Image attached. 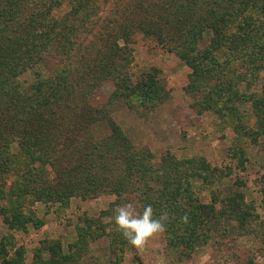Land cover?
Here are the masks:
<instances>
[{
    "label": "trees",
    "instance_id": "16d2710c",
    "mask_svg": "<svg viewBox=\"0 0 264 264\" xmlns=\"http://www.w3.org/2000/svg\"><path fill=\"white\" fill-rule=\"evenodd\" d=\"M137 33L190 70L185 91L198 115L213 113L234 123L235 132L252 143L264 139V0H0L3 224L10 232L44 226L32 211L25 213L27 202L66 209L75 197H116L98 217L80 218L67 252L59 241L44 240L26 263L25 249L8 235L0 239V264H84L91 244L101 240L108 248L106 264H121L135 246L112 218L117 206L129 202L138 213L147 205L155 216L167 211L166 246L179 258L205 243L223 217L250 226L242 192L225 197L220 211L214 192L211 204L196 195L195 181L211 190L220 180L213 174L227 172L209 168L203 159L176 160L170 154L155 162L110 116L113 98L131 110L153 109L166 95L156 69L137 82L127 74ZM23 75L32 80L24 82ZM103 82H111L114 91L106 102L95 103ZM259 82L258 93H247ZM243 104L252 109L254 128L241 125ZM233 155L243 168L242 151ZM185 215L187 223L181 222Z\"/></svg>",
    "mask_w": 264,
    "mask_h": 264
},
{
    "label": "rangeland",
    "instance_id": "374dc122",
    "mask_svg": "<svg viewBox=\"0 0 264 264\" xmlns=\"http://www.w3.org/2000/svg\"><path fill=\"white\" fill-rule=\"evenodd\" d=\"M63 8L58 14L66 11ZM208 40V35L204 39ZM131 61L127 74L133 82L143 75L158 71L165 94L153 109L139 107L131 110L122 101L112 99L107 110L137 148H146L154 156L155 162L160 157L170 154L176 160L203 159L209 168L227 172L220 177L219 183L207 190L203 183L195 181L194 190L202 204H211V193L218 197L215 209L220 211L223 199L236 192H242L244 203L251 213L250 226L243 227L235 219L221 218V225L209 231L205 243L191 251L188 258L178 257L166 246L164 233L150 238L142 248L134 247L127 251L121 264H264V139L259 137L256 143L234 130V123H224L213 113L198 115L191 106L192 99L185 91L190 70L180 60L161 48L155 40L137 33L130 44ZM264 76V74H263ZM24 82H30L29 75H23ZM259 82L247 93H258ZM95 103L106 102L114 91L111 82H103L98 87ZM239 92H246L240 86ZM243 115L241 125L246 129L254 128L255 119L248 104L240 106ZM12 152L18 147L14 144ZM242 151L243 168L237 164L233 151ZM240 158V153H238ZM229 168V169H226ZM13 177L7 180L11 185ZM241 184V187L238 186ZM116 197L103 193L96 197L72 198L69 207L59 208L58 204L29 203L28 210L43 221L44 226L36 230L28 227L24 232H10L0 217V239L12 235L16 246H23L26 251L25 262L30 263L33 250L44 240H57L67 252V246L77 238V228L82 226L80 218L98 217L109 209ZM0 202V207L4 206ZM216 211V212H217ZM108 248L105 241L92 243L88 255L82 259L84 264H106Z\"/></svg>",
    "mask_w": 264,
    "mask_h": 264
},
{
    "label": "clouds",
    "instance_id": "9594fccd",
    "mask_svg": "<svg viewBox=\"0 0 264 264\" xmlns=\"http://www.w3.org/2000/svg\"><path fill=\"white\" fill-rule=\"evenodd\" d=\"M114 212L112 219L123 237L131 245L139 248L144 247L153 236L165 232L169 220L167 211L155 216L152 205L145 206L142 213H138L135 205L129 202L117 206ZM187 221V215L181 217V222Z\"/></svg>",
    "mask_w": 264,
    "mask_h": 264
}]
</instances>
